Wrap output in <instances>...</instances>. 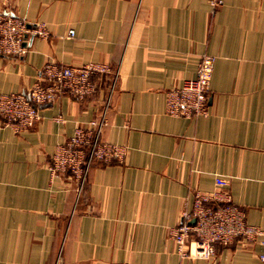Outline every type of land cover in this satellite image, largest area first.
Masks as SVG:
<instances>
[{"label": "crops", "instance_id": "crops-1", "mask_svg": "<svg viewBox=\"0 0 264 264\" xmlns=\"http://www.w3.org/2000/svg\"><path fill=\"white\" fill-rule=\"evenodd\" d=\"M0 0V13L50 36L24 57H0V96L27 92L44 65L110 64L117 86L105 141L124 163L95 162L78 198L49 161L94 119L109 79L84 102L42 107L28 131L0 127V264H262L260 243L217 245L211 262L182 259L172 232L197 192L220 191L264 230V0ZM70 29L74 37H68ZM215 58L209 115L166 114V93ZM222 202H216V205Z\"/></svg>", "mask_w": 264, "mask_h": 264}, {"label": "built area", "instance_id": "built-area-1", "mask_svg": "<svg viewBox=\"0 0 264 264\" xmlns=\"http://www.w3.org/2000/svg\"><path fill=\"white\" fill-rule=\"evenodd\" d=\"M211 13L220 11L224 0H209ZM41 39L50 36L45 23L29 27L22 18L0 13V57H24L28 54L27 37ZM70 29L68 37H74ZM215 58L203 55L197 75L186 79L180 87L166 93V114L171 117L196 119L209 115V94ZM109 79L106 98L97 116L85 126L76 127L64 144L58 145L49 161L53 178L66 175L76 184L78 198L87 186L95 162L124 163L129 148L123 144L105 141L103 133L108 125V113L117 86V73L108 63L91 62L81 66H64L53 61L44 65L40 77L27 92L0 96V127H11L19 134L31 129L41 118L42 107L69 96L75 102H84L100 90V81ZM228 181L216 178L220 191L197 192L193 208L181 214L179 225L173 229L172 240L182 259H202L211 262L217 245H228L241 239L246 243H260L264 247V230L247 221L245 211L233 205L227 192ZM216 202H222L216 205ZM264 264V253L259 255Z\"/></svg>", "mask_w": 264, "mask_h": 264}]
</instances>
